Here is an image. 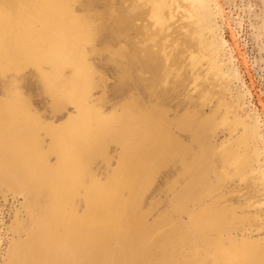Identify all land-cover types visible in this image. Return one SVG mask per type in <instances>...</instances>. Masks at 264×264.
<instances>
[{"label":"rangeland","instance_id":"rangeland-1","mask_svg":"<svg viewBox=\"0 0 264 264\" xmlns=\"http://www.w3.org/2000/svg\"><path fill=\"white\" fill-rule=\"evenodd\" d=\"M20 2L0 0V264L52 261L43 221L86 241L112 228L107 247L73 238L74 264H224L243 244L264 255V0H209L204 48L189 0H165L159 19L154 0H55L43 39L35 2ZM59 36L56 81L37 54ZM24 114L38 126L9 133ZM236 119L252 129L237 172L222 158Z\"/></svg>","mask_w":264,"mask_h":264},{"label":"bare ground","instance_id":"bare-ground-1","mask_svg":"<svg viewBox=\"0 0 264 264\" xmlns=\"http://www.w3.org/2000/svg\"><path fill=\"white\" fill-rule=\"evenodd\" d=\"M32 1L35 2L36 19L42 23L43 29H46L39 35L40 39H43V37L48 35V32H49L48 29L50 27H51L50 30L54 31V28H52V26L54 24V21L56 20H54V16H53L54 14L52 12V4H54L55 0H32ZM164 1L165 0H154V10H152L153 11L152 14L155 16L156 19H159L160 17V14L165 4ZM189 1L193 8L204 10V12L200 11V13L196 15L195 22L197 24L195 23V25L197 26L198 30L196 31L195 29L193 30L195 32H198V33H195V35L196 34L198 35V41L200 42V44L199 43L198 44L203 46L205 45V42H207L206 41L207 36L205 35V33H207L210 30V26H209L210 18H208L209 13L208 11L205 10L206 7L210 6V3H209V0H189ZM19 5L20 6L22 5L21 8L25 10L26 6L23 5V0H21ZM9 11H13L14 13H17V9L15 10V6L13 8H9ZM32 15L33 14H29V16L27 15V17H30ZM15 16L11 17L10 19L12 18L15 19L16 18ZM31 19H33V17H31ZM58 22L59 21L57 20L56 23ZM82 30H83V33H81V38H82V45H83V42L87 41V39L89 38L91 27L88 26L85 29L82 28ZM62 42H63L62 37L60 36L56 37V39H53V41L49 45L45 44L44 46H41L40 52L37 54V57L40 60H44L48 62L50 65H52V67H54L52 68V70H54L55 73H50L49 75H47L48 79L60 81L62 77L57 72L61 68H63V66L66 65V62L69 61L67 53L63 49L64 47H63ZM84 73L87 74V72L84 69L80 70L79 78H82ZM219 107L216 108V110L219 109ZM225 115L227 114H224V116L221 118V120L223 121L222 123L224 122L226 123V121H228V120L225 121ZM212 120L213 119L210 118V123L212 122ZM6 122L9 127L8 132L18 137H20V135L25 129L29 128L33 130L35 127L38 126V123H39L37 119H35L33 116L29 114H24L20 116L10 115V117L7 118ZM237 124L242 125V127L244 128L243 134L238 135L235 138H232L222 148V158L224 162L227 165L232 166V168L236 172L240 164L243 162L245 158V155H244L245 153L241 151L242 146H247L248 141L252 135L251 127L245 124V122L243 121L239 122V120L236 119L235 125ZM67 150L68 149L66 146H64L63 150H61L60 155L62 158H64L65 156L64 152H66ZM1 153H3V150L0 147V154ZM125 210L126 208L123 205L122 208H120V212L122 211L124 213ZM102 223L103 222L101 221L98 222L97 224L98 229H99L98 232L95 233L94 237L90 238V240L88 241H86L83 238V234H81V231H79L80 227L68 226V227H65L62 231H59L55 229L54 225H51L49 223L50 225L48 224L49 227L47 230V226L46 224H44V221L43 223H39L36 229V232H35L36 240L37 241L42 240L40 242L42 244V247H47L45 251V255L52 260V261H44L42 262V264H74L72 263L73 258H72L71 253L77 255L80 253L81 248H79V251H73L69 249L70 241L73 238H76L79 241H82L81 247L84 246V248L87 246L93 247L95 245H101V247H107L108 241L113 235V230L112 228H110L109 225H104ZM137 241L139 243L140 241L139 236H137ZM224 255L226 257L224 264H264V255L259 254L258 248L253 244L236 245L232 247V250H228L226 253H224ZM145 256H146V253L143 251H138V254L136 255V257L141 258L144 263H145ZM125 264H133V263L126 262Z\"/></svg>","mask_w":264,"mask_h":264},{"label":"water","instance_id":"water-1","mask_svg":"<svg viewBox=\"0 0 264 264\" xmlns=\"http://www.w3.org/2000/svg\"><path fill=\"white\" fill-rule=\"evenodd\" d=\"M4 96V95H3Z\"/></svg>","mask_w":264,"mask_h":264}]
</instances>
